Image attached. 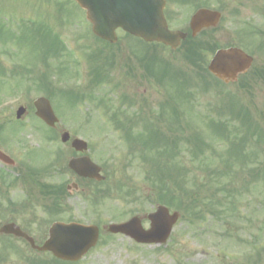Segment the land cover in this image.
<instances>
[{
	"label": "rangeland",
	"instance_id": "1",
	"mask_svg": "<svg viewBox=\"0 0 264 264\" xmlns=\"http://www.w3.org/2000/svg\"><path fill=\"white\" fill-rule=\"evenodd\" d=\"M55 36L60 39L56 45ZM142 45L122 36L117 44L108 48H103L99 41L93 42L85 12L71 0H0V124L3 129L0 130V148L19 159L23 149L33 150L43 143L39 133H43L40 128L44 126L35 116L33 100L44 94L43 89L36 88L41 82L39 77L43 81L47 77L56 88L72 91L80 103L71 109L66 98L60 101L56 96L51 101L61 125L87 140L89 154L105 167L108 180L100 188L111 189L108 199L98 201L97 209L88 198V203L70 198L66 204L71 205L72 214L63 216L59 210H54L53 216H73L101 228L98 244L76 264H256L259 251L264 254V206L262 209V204L259 206V201L264 200V144L258 147L252 143L248 148L250 152L262 149L258 159L251 161L248 167L247 163L238 164L237 172L230 176L224 167L218 166L219 158L203 156L197 150L200 151L202 144L211 146L214 152L219 150L220 154L227 150L207 124L215 122L223 126L231 119L240 133H245L249 124L257 132L255 142H260L259 137L264 133V80L252 78L253 72H248L238 82L224 84L203 69L191 66L182 48L171 50L151 45L155 54L145 61L141 56ZM57 46L60 50H56ZM133 48H138L139 53L132 51ZM47 49L51 52L45 51ZM98 53L106 54L101 62L100 57L96 58ZM211 56L212 53L207 55V61ZM111 58L112 66L105 62ZM75 60L83 61L79 68L82 70H76ZM120 63H123L122 68L117 66ZM129 63L133 76L127 71ZM146 63L151 64L150 73H147ZM59 64L67 69L65 80L61 81L55 72H59ZM23 68L33 73L26 74ZM97 69L102 71L105 80L92 87ZM94 90L98 91V97L104 98L97 101L89 98ZM23 91L30 93L24 95ZM128 94L135 95V112L146 116L148 123L154 122L153 129L158 130V127L167 136L177 135L178 139L176 147H168L178 154L180 163L170 169L176 182L172 181L174 199L169 208L178 210L181 218L169 241L163 245H139L128 237L102 230L111 222L133 215L144 217L165 197L147 180V172L154 163L152 156L160 159L156 151L167 147L164 135L158 130L162 135V141L158 142L152 131L149 141L129 144L126 134L116 130L112 121L116 112L126 110L128 104L121 98ZM85 95H89V100L83 99ZM175 100L180 119L176 124L172 122L171 106H168ZM100 101L104 104L100 105ZM21 104L27 107V113L22 120H17L15 114ZM150 135L151 131L145 137ZM5 136L9 143L4 142ZM145 144L155 148L137 152L140 151L137 146L144 148ZM20 159L22 162L23 157ZM188 169L193 172L189 173ZM0 170L5 171L1 163ZM259 170L262 174L252 178V173ZM181 171L182 180L179 178L177 183ZM7 173L13 177L22 175V172ZM60 181L72 182V178L69 173L56 175L54 182ZM246 181L252 186L249 197L240 187ZM232 185L241 189L236 201L240 213L237 219L228 210L230 204L225 205ZM38 201L42 206L51 202ZM73 202L77 203V208ZM40 205L37 210L45 223L44 234L50 220ZM257 206L259 208L255 209ZM254 210H257L253 216L255 228L246 220H250ZM143 224L149 226L146 219ZM253 235L258 237L256 245Z\"/></svg>",
	"mask_w": 264,
	"mask_h": 264
},
{
	"label": "flooded vegetation",
	"instance_id": "2",
	"mask_svg": "<svg viewBox=\"0 0 264 264\" xmlns=\"http://www.w3.org/2000/svg\"><path fill=\"white\" fill-rule=\"evenodd\" d=\"M132 2L157 1L133 0ZM163 2V13L169 29L180 30L187 34L179 48L184 51L199 48L200 63L207 60L206 56L209 53L236 47L253 57L249 71L264 70V0H163ZM203 9L218 12L220 20L214 27H204L193 36L191 21L195 14ZM121 36L126 37L129 42L143 44L144 57L149 58L155 54V48L151 46L154 43H147L119 30L118 41ZM92 39L93 42L102 43L103 48L109 46L105 40L96 37ZM132 51L139 53L138 48H133ZM76 58L78 59V55ZM77 62L83 64V61ZM130 65L129 63L127 71L133 76ZM117 66L122 68L123 63ZM128 97L133 100L135 95L128 94ZM40 129L43 130V133H39L43 143L37 145L39 148L23 149L18 155L19 159L5 151L10 157L15 158L16 164L7 166L1 163L6 175H0V264H40L44 255L51 257V253L33 248L27 238L6 231L7 228L20 229L33 239L35 246H42L48 236L49 227L43 234L45 223L37 210V206L40 205L38 200L53 198V205L56 207L57 204L60 214L64 216L68 213L66 201L69 202V199L73 198L80 200L81 203L86 202L90 186L94 181L79 177L68 167L70 159L89 155V152H77L72 147L71 140L76 137L75 133L70 132V141L61 142L62 134L68 131L66 128L56 126ZM3 140L9 143L6 136ZM0 151L4 152L1 148ZM7 172H22V175L13 177ZM66 173L70 174L72 182H54L56 175ZM73 204L77 208V203L73 202ZM40 207L48 214L49 225L55 220L67 219L53 216L47 211L46 206L40 205ZM70 209L72 210L71 207ZM262 263L264 264V260Z\"/></svg>",
	"mask_w": 264,
	"mask_h": 264
},
{
	"label": "water",
	"instance_id": "3",
	"mask_svg": "<svg viewBox=\"0 0 264 264\" xmlns=\"http://www.w3.org/2000/svg\"><path fill=\"white\" fill-rule=\"evenodd\" d=\"M81 6L88 10V18L93 22L94 31L103 36L112 39L114 29L119 25L124 29L139 35L146 40H159L175 47L181 37V34L171 33L166 27V23L160 14L158 2H156L155 12L152 15L144 13L134 2H92L93 0H77ZM211 13L204 12L198 21L194 22L195 30L204 25L212 23L209 19ZM251 64V58L236 48L219 51L211 61L209 70L219 78L229 82L237 78L238 73L243 72ZM37 115L45 120L49 125L54 126L57 118L46 99H39L35 102ZM25 112L20 108L17 117L21 118ZM68 139L66 133L63 137ZM75 145L79 149L86 147L81 140H76ZM0 158L7 162H12L8 157L0 154ZM79 174L102 179L98 174L99 167L93 164L88 158L84 160L72 161L70 163ZM178 213L170 214L166 207H158L157 212L149 215L151 227L144 230L141 220L135 217L124 224H115L109 227L114 233H124L138 242L144 243H162L169 237L172 227L178 220ZM51 237L45 243L42 249L51 250L60 258L67 260L79 259L87 250L92 247L98 238V229L95 227H86L83 225L57 224L50 231Z\"/></svg>",
	"mask_w": 264,
	"mask_h": 264
},
{
	"label": "trees",
	"instance_id": "4",
	"mask_svg": "<svg viewBox=\"0 0 264 264\" xmlns=\"http://www.w3.org/2000/svg\"><path fill=\"white\" fill-rule=\"evenodd\" d=\"M203 150H204V149L200 147L201 154L204 153ZM188 171H189V173H190V172H193L191 169H188ZM157 179H158V181H159V179H160V181H163V179H161V178H159V177H158Z\"/></svg>",
	"mask_w": 264,
	"mask_h": 264
}]
</instances>
